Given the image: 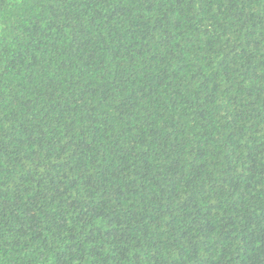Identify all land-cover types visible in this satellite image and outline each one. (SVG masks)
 <instances>
[{"label":"trees","instance_id":"1","mask_svg":"<svg viewBox=\"0 0 264 264\" xmlns=\"http://www.w3.org/2000/svg\"><path fill=\"white\" fill-rule=\"evenodd\" d=\"M0 264H264V0H0Z\"/></svg>","mask_w":264,"mask_h":264}]
</instances>
